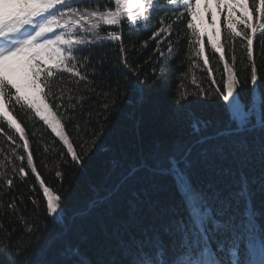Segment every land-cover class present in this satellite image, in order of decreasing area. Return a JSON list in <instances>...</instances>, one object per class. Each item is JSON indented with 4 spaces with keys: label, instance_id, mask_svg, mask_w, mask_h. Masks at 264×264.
<instances>
[{
    "label": "trees",
    "instance_id": "obj_1",
    "mask_svg": "<svg viewBox=\"0 0 264 264\" xmlns=\"http://www.w3.org/2000/svg\"><path fill=\"white\" fill-rule=\"evenodd\" d=\"M160 2L165 3V0ZM248 3L251 6L252 0ZM228 12L227 7L221 10L218 47L223 45L225 61L240 82L236 92L245 110L253 109L252 98L254 90L257 91L259 113L258 118H254L259 127L264 110V30H258L253 39L259 84L258 88H254L250 82L251 62L247 59L246 41L239 37L235 41L224 40ZM177 15L178 10L169 6L154 12L147 25L140 23L131 28L127 23L120 27L106 26L108 31L121 33L122 39L104 40L85 49L84 55L91 53L90 60L85 61L88 66L80 69L86 79L61 74L63 83L59 80L57 83L63 91H54L62 98H48L46 102L53 106V112H57L54 105H61L58 109L60 126L82 163L72 160L61 140L34 113L16 107L12 118L24 129L28 152L32 154L37 169L36 173H32L27 167L28 153L23 150L24 142L20 140V134L15 129H9L7 122L0 117V163L4 164L0 172H5L13 180L11 187L0 181V202L4 205L0 208V224L12 233L13 245V248L4 250L9 241L7 233L0 231V264H9L18 250L28 244L25 223L30 224L33 220L42 230L47 225L43 240L35 244L34 237L33 248L29 250L35 251L37 257L41 256L45 244L51 245L43 256L47 260L58 259L66 246H76L90 264H97L99 260L127 264L118 245L121 239H128L125 229L130 219V208L138 207L143 213L144 226L155 228L161 221L153 220V208L164 212L163 219L166 220L169 215L188 218L199 206L198 199H194L191 205L186 204L171 176H155L146 167H138L144 161L151 163L153 154H168L174 146L181 150V154L183 150L191 152L194 161L191 170L193 191H212L207 187L211 181L215 190L226 195L234 191L233 174L241 171L257 182L264 179V161L258 136L254 141L251 136L248 137L247 143L242 145L239 141L243 137L238 134L231 137L218 135L228 124L225 112L227 102L215 95V88H222L225 78L220 53L211 48L209 39L195 19L193 23L203 34L204 54L209 60L205 66L202 58L192 54L194 49L189 45L187 21L191 17L186 11L179 19ZM239 15L240 10L237 9L233 21ZM235 26L237 31L243 28L240 24ZM161 29V35L154 38L153 33ZM101 34L106 35V32ZM125 60L128 69L123 66ZM121 72L128 73V76L120 75ZM132 72L138 73V77H133L138 83L144 81L140 85L143 103L137 101L135 93L123 88ZM193 78L197 81L196 85L192 83ZM117 81L121 84L120 96L112 91ZM200 89L212 95L205 98L193 94ZM182 91H187L189 95L178 105L176 100ZM195 120L209 123L207 127L202 125L197 132L192 126ZM9 136L13 139L9 140ZM205 137L206 140L202 139ZM16 155H23L25 159L17 160ZM21 166L26 172L23 178L18 172ZM137 167L135 174L130 175L131 170ZM13 168L17 171L13 172ZM57 171L61 173L60 177H57ZM36 175L41 177L45 186L63 197L62 210L58 209L59 217L55 223L47 216L43 191ZM257 187L258 183L253 184L254 189ZM13 200L15 215L7 208ZM252 204L264 211V193L257 191ZM243 207L241 201L239 208L242 210ZM130 231L139 237L136 228ZM254 232L262 244L264 218L255 225ZM163 239L169 242V237L163 236ZM246 242L239 247V253L248 259Z\"/></svg>",
    "mask_w": 264,
    "mask_h": 264
},
{
    "label": "snow or ice",
    "instance_id": "obj_2",
    "mask_svg": "<svg viewBox=\"0 0 264 264\" xmlns=\"http://www.w3.org/2000/svg\"><path fill=\"white\" fill-rule=\"evenodd\" d=\"M196 2L198 6L199 0ZM101 4L102 0H0V117L7 122L9 129H15L20 134V140L24 142L23 150L28 153L27 167L32 173H36L37 169L33 164L32 154L28 152L29 144L24 129L12 118L13 111L19 107L22 111L34 113L36 118L43 121L51 132L63 141L72 160L77 164L82 163L65 136L63 127L59 126L61 120L58 118L60 115L58 109L61 105H54L57 112H53V106L46 101L48 98L54 100L62 98L56 96L54 91L60 89L58 80L63 83L62 73H68L79 80L86 79L80 69L88 66L85 61L90 60L91 53L84 55L85 49L99 45L104 40L121 41V33L108 31L106 26L120 27L127 23L131 28L140 23L147 25L154 12L169 6L178 10L177 19L186 11L191 17L187 21V28L190 30L189 45L194 49L192 54L202 58L205 66L209 64L208 57L204 54L203 34L198 32L193 23L197 16V12L193 10V0H165V3H161L160 0H103V7ZM225 6L229 12L225 17L224 40L235 41L239 37L246 41L247 59L251 62L250 82L254 88H258L253 39L258 30H264V0H252L251 6L248 0H230ZM207 7L205 4L206 10ZM219 7L220 3H217V8ZM237 9L240 10V15L233 21ZM236 24L243 25V28L237 31ZM102 32H106V35H102ZM162 32L163 29L153 33V37H159ZM217 35L219 36V33ZM209 44L220 53V61L224 62L225 70L223 86L215 88V95L227 102L225 112L228 124L218 135L231 137L238 134L243 137L239 141L242 145L247 143L248 137L251 136L254 141L258 136L261 158L264 161V110L257 127L254 110L252 108L245 110L238 99L236 89L240 82L229 63L225 61L223 45L217 47L211 40ZM121 51L123 52V48ZM232 60L234 63V55ZM123 66L125 69L129 68L126 60ZM120 75L127 77L128 73L121 72ZM133 77H138V73L132 72L123 88L129 93H135L137 101L143 103V90L140 85L144 81L138 83ZM192 83L197 84L195 78ZM213 83L215 84V80ZM120 87L121 84L117 81L116 88L112 89L117 96L122 95L119 92ZM193 94L205 98L212 95L203 89ZM188 95L187 91L180 92L176 103L179 105ZM41 104L47 109V114H44ZM107 108L108 105L105 104V109ZM208 123L195 120L192 126L199 132L201 126L207 127ZM8 139L12 140L13 137L9 136ZM202 139L206 140L207 137ZM15 159L23 161L25 157L16 155ZM3 167L4 164L0 163V168ZM138 167H146L155 176H171L176 181L186 204L191 205L194 199H198L199 206L193 209L188 218L169 215L166 220L163 219L164 212L153 208L151 210L153 220L161 221L155 228L144 226L143 213L138 207L130 208V219L125 229L128 239H121L118 245L127 264H264V257L253 262L239 253V247L244 246L255 225L264 218V211L252 204L257 191L264 193V179L257 182L241 171L233 174L234 191L226 195L215 190L211 181L207 187L212 191L208 193L203 190L193 191L191 170L194 168V161L191 159V152L183 150L181 154V150L176 146L166 155L153 154L151 163L144 161ZM138 167L131 170L130 175L135 174ZM15 171L17 170L13 168V172ZM18 172L22 178L26 175L23 166ZM56 175L60 177L61 173L57 171ZM36 180L43 191L47 216L55 223L59 217L58 209H61L63 197L45 186L39 175H36ZM0 181L9 187L13 184V180L5 172H0ZM257 183L258 187L254 189L253 184ZM241 201L244 203L242 210L239 208ZM3 207V203L0 202V208ZM7 208L11 214H16L14 200ZM25 227L29 242L23 249L18 250L9 264H90L76 246H66L61 250L58 259L47 260L43 259V256L51 245L45 244L41 256L37 257L35 251L29 250L33 248L34 237L35 244H40L43 240V232L47 230V225L42 230L33 220L30 224L25 223ZM131 228L137 229L139 237L131 233ZM0 231L7 233L9 241L4 250L13 248L12 233H8L3 224H0ZM161 233L169 237V242H165ZM261 241L264 245V235L261 236ZM97 264H117V261L99 260Z\"/></svg>",
    "mask_w": 264,
    "mask_h": 264
},
{
    "label": "rangeland",
    "instance_id": "obj_3",
    "mask_svg": "<svg viewBox=\"0 0 264 264\" xmlns=\"http://www.w3.org/2000/svg\"><path fill=\"white\" fill-rule=\"evenodd\" d=\"M193 1H194L193 4H195L196 6V9H194V11L197 12V16L195 19L198 21L202 33L206 35L207 38L211 40L213 43H216L218 47L219 36L217 35V33H219V25H218L219 17L221 14V10L224 9L226 7L225 5L230 1L229 0H199L198 6L196 0ZM217 3H220L219 9L217 8ZM205 4L208 5L207 10L205 9ZM252 101H253L252 107L254 110V116L258 118V113H259L258 95L256 90H254ZM41 108L43 109L44 114H47V109L44 108L43 104H41ZM54 135L56 136L55 133ZM61 142L63 143L62 140ZM247 246L251 253L250 261L257 262L262 257H264V249L260 246L257 237L255 236L254 233L248 236Z\"/></svg>",
    "mask_w": 264,
    "mask_h": 264
}]
</instances>
